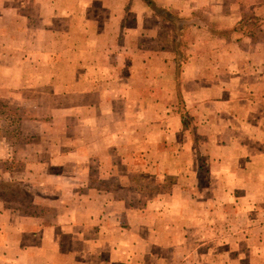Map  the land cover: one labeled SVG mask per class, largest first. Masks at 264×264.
<instances>
[{"label": "crops", "instance_id": "obj_1", "mask_svg": "<svg viewBox=\"0 0 264 264\" xmlns=\"http://www.w3.org/2000/svg\"><path fill=\"white\" fill-rule=\"evenodd\" d=\"M36 4L62 6L60 0ZM129 4L132 17L116 19L123 30L128 19L137 25L136 42L132 50L118 46L116 78L99 66L98 77L85 81L72 72L68 87L60 75L40 77L43 62L53 74L60 64V35L48 25L54 19L24 17L30 31L39 19L47 26L24 38L19 85L68 88L69 107L45 115L26 133L39 149V200L64 205L45 218L42 203L32 202L38 213L0 203L5 263L226 264L194 259L187 250L212 245L229 250L228 264H264V0H124L122 7ZM252 16L262 17L260 26L247 32L242 25ZM71 24L67 38L76 40L77 23ZM93 33L86 31V44ZM76 48L70 44L69 54ZM104 50L91 55L109 56ZM6 62L8 71L0 67V75L11 86V58ZM81 97L88 99L79 104ZM51 118L62 121L65 143L47 144L57 135ZM10 166L4 161L0 167L4 184H18L27 194L21 181L6 179ZM66 169L73 171L68 196L47 191L60 188ZM193 231L198 239L190 237ZM236 233L244 238L237 241ZM238 248L245 249L242 259L232 258Z\"/></svg>", "mask_w": 264, "mask_h": 264}, {"label": "rangeland", "instance_id": "obj_2", "mask_svg": "<svg viewBox=\"0 0 264 264\" xmlns=\"http://www.w3.org/2000/svg\"><path fill=\"white\" fill-rule=\"evenodd\" d=\"M6 1L10 4L9 6L5 7L4 2L0 4V52L4 53L3 55H0V67L8 71L6 60L11 58V66L13 69L11 81L13 83L10 86L9 82L6 81V79L3 77L5 75H0V106L3 104L6 105L5 108L1 107V111L9 117L10 123L12 121L14 122V124L10 127L11 129H13V131L15 129V131H12L13 133H11V136H9L8 138H0V167L4 161H7L8 165L11 164L10 168H12L13 171L12 173H9L5 176L6 179L21 181L22 183H19L23 184L28 193L22 195L20 185L13 184V182L12 184H4L5 182H3L2 180V175H0V203L5 205L4 208H9V206H16L15 209L18 208L25 211L26 213H38L40 209L35 208V206L38 203H42V205H38L44 208V214L46 218L51 217L48 214H50V212L54 210L53 208H56L55 210H58L59 208H61L60 205L64 204H62L59 200H50L48 203L47 201L46 203H43L42 200H39L40 196L37 184L40 185V183H38L40 174L38 171H41L42 168L38 169L36 166L34 167V165H36L38 162L37 158L39 149L37 146L36 138L32 137L31 139H29L30 137H28L29 135H27L26 133H30L32 130H34V128L38 126V122L40 121V119H43L45 115H55L53 114L54 110L62 111L63 109L69 107L68 96H64L66 95L68 88L65 89L63 86L56 87L55 84L54 86H44V88H22L19 85L21 69L24 66L21 59L23 51L20 50V47L22 46L24 38H28L27 35L29 32L44 33L47 26L42 21V19H39V24L34 25L33 29L31 28L32 31H30L28 30L29 25L24 24L27 23L26 20H24V17L30 18L31 16H36L39 14V16H51L54 19L53 22L48 25L52 28H55L56 31L58 29V33L60 35V39L57 40L58 46L56 47L58 49V52L62 54L60 55V57H58V59H60V64H55V67L58 69L55 70L56 74H53V72L49 71L51 68H49L47 62H43L45 68L43 69L42 74H44V76L40 77L47 78L50 75L54 76V78L57 79L58 75H60L62 79L61 84L65 85L66 87H68V85L65 83L73 79V77H71L72 72L76 73L75 77H77L80 81H85V76L87 75L98 77L99 66H102L106 69L108 68L106 76L115 79L117 76L116 66L118 64V61H120L116 56V54H118V46H124L125 49L129 48L132 50L131 43L136 42L135 39L131 38L134 35L132 31L135 32V28L137 25L130 23L131 21L128 19L127 23L122 25V27H124L125 29L123 30L120 28L121 23H119L116 18L122 19L121 17L123 15H125L126 17L129 16V18H131L134 14L131 4L127 6V10L122 7V3L124 0H60V5L62 6H57V8H40V6H38L39 4H36L37 0ZM84 4H89V6L85 8ZM260 18L262 17L256 18L252 16L249 19H246V22L244 21L245 24L242 26L247 27V32H254V30L259 28L260 26ZM72 22L77 23L76 27L78 33H75L76 40H68L67 38L68 32L72 31V29L74 28V26H72L71 24ZM85 30L92 31L94 32L93 34H95L87 44L85 41ZM101 32L108 33L110 35V38H112V35H115L114 40L106 38L101 39ZM117 35L120 36L117 37ZM127 35H129L130 37L127 38ZM123 36H125L124 39ZM70 44H76V53L69 54L68 48H70ZM106 47H108L109 50L102 49ZM94 50H104V52L106 54L108 53L109 56L91 55V52ZM131 50H127V53H132ZM11 51H13L14 53H12ZM127 59L132 61L133 57H128ZM73 63H75L78 67L75 71L72 66ZM94 64L98 65V67L95 70H89L90 67L92 69ZM85 65L88 66V70ZM2 73L3 71L0 72V74ZM85 86L86 85L84 83H77V87L79 90L88 89ZM56 94L61 95L58 97H53ZM86 99L88 98L81 97L77 100V103L82 104L86 101ZM59 101L60 105L62 106L58 108L57 103ZM51 120L50 121L53 123L52 128L56 126V128H54V131L57 133V135L54 136L51 134L50 136H48L47 144L51 145L58 142L65 143L67 139L65 140V137H62V135H60L61 131L63 130L59 129L63 126L61 125L62 121H57L58 119L53 120V118H51ZM67 121L68 120L64 122ZM2 135H4V130L0 132V136ZM79 139L82 140L85 139V137L82 138V136H79ZM40 144L43 145V141H41ZM43 170L47 172V169ZM49 170L50 169H48V171ZM51 171H53V169H51ZM63 174H65V178L62 181L60 188H48L47 191L54 192L56 190H62L63 193H66V195L68 196V194L72 190L71 185L68 184V177L69 175L73 174V171L66 169L64 170ZM149 191L152 192V189L149 188ZM32 202L37 204H33L32 206ZM66 202H68L67 199ZM237 220L240 219L237 218ZM220 221L221 223L226 224H228L229 222L228 220L226 221L224 219ZM227 233L228 232H225L222 236L227 235ZM256 234L257 233H253L254 236ZM198 235L199 234L193 231L192 234H190V237H192V239H198L200 237ZM207 237H209V235H207ZM235 237H237V241H240L244 238L243 235L239 233H236ZM222 238L228 239L227 236H224ZM199 243L201 242L199 241ZM80 249L81 247L78 248V250ZM68 250L69 249H65V251ZM187 250L189 255L193 253L192 257H194V259L198 257H205L204 261H206V263H208L207 261H211L212 259H215L217 261L221 259V261H224L226 264H228L229 258L232 256L228 249H223L221 247L214 248L212 245H194L190 248H187ZM255 250L256 248L254 247V255H256L257 253ZM234 251V253L237 255L232 258H240V254L243 256L245 249L238 248ZM2 253L3 251L0 247V260L4 261V256H6V254L2 255ZM208 258L210 259L207 260ZM252 263L259 264L258 259H254ZM0 264L6 263L4 261Z\"/></svg>", "mask_w": 264, "mask_h": 264}, {"label": "trees", "instance_id": "obj_3", "mask_svg": "<svg viewBox=\"0 0 264 264\" xmlns=\"http://www.w3.org/2000/svg\"><path fill=\"white\" fill-rule=\"evenodd\" d=\"M149 4L151 5L152 2H150ZM1 107L5 108L6 105L3 104L0 106V132L4 130V135L0 136V138L2 137L8 138L9 136H11V133L15 131V129L13 131V129H11L10 127L14 124V122L13 121L11 123L9 122V117L4 112L1 111Z\"/></svg>", "mask_w": 264, "mask_h": 264}]
</instances>
